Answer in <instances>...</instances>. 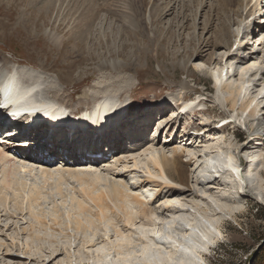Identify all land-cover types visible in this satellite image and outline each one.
<instances>
[{
    "label": "rangeland",
    "instance_id": "1",
    "mask_svg": "<svg viewBox=\"0 0 264 264\" xmlns=\"http://www.w3.org/2000/svg\"><path fill=\"white\" fill-rule=\"evenodd\" d=\"M261 1L263 10L258 12L255 4V17L244 23L230 14L229 32L220 38L216 37L220 21L215 9L218 0H94L93 28L82 40L73 31L79 21L85 22L90 7L85 0H40L39 5H30L31 0H0V57L16 64L24 73L33 74L43 97L67 106L72 112L89 109L99 99L108 97L115 105L130 106L124 124L128 117L138 114L135 112L138 108L166 99L164 112L152 115V111L149 115L152 120L144 118L149 122L147 128L134 129L139 132L134 131L137 133L131 136L132 141H125L115 154L121 158L134 146L141 147L139 151L150 146L157 150L162 147L168 153L174 147H181L180 167L170 172L173 179L170 187L186 196L175 193L176 197L162 195L155 200L157 188L153 184L161 181L143 180L141 168L131 167L130 161L126 164L128 168L118 165L121 176L117 179L127 182L133 193L148 202L147 207L160 209L159 215L167 220L169 213L163 206L179 205L184 209L170 220L169 226L163 224L166 228L163 234H158L156 242H171L170 237L178 238L182 229L191 227L196 220L205 227L195 228L199 232L197 241L202 244L201 234H206V239L216 238L205 246L202 260L195 257L187 264H264V0ZM241 13L245 17V10ZM253 24L257 33L262 31L259 39H253ZM45 31H54L62 45L59 48L54 45ZM222 43L226 50L215 47ZM251 55L254 58L246 59L243 65L237 63V57ZM210 57L220 62L215 70L208 64ZM217 70L223 72L228 83L242 85L246 90V99L243 102L237 99L233 109L230 102H223L230 99L223 85L214 87L211 73ZM181 83H185L187 90L179 88ZM53 90L59 94H50ZM249 100L254 102L251 108L255 103L260 105L261 113L247 116L248 111H241ZM183 101L191 102L184 117L187 120L172 123L169 117ZM222 119L233 123L218 130L211 128ZM122 129L128 128L121 126L115 133ZM189 129L200 135L194 138ZM125 136L122 139L129 137ZM207 143L216 148L209 155L204 149ZM192 148L204 149L205 154L194 158L191 152H185ZM227 154L234 157L238 173L247 182L223 174L222 163L215 160ZM206 159H211L214 168L202 171ZM250 160L255 168L245 171ZM213 169L222 172L220 179ZM214 177L225 182V187L213 191L212 184L202 182ZM24 179L27 188L41 189L40 199L31 206L32 214L41 218L40 223L28 212L18 213L13 204L6 210L0 207V264H60L61 261L92 264L87 252L80 248L83 242L92 241L96 247L104 245L106 251L110 244L116 243L114 228L129 235L131 246L144 241L136 227L125 224V213L113 207L109 200L104 202L105 215L101 220L99 207L90 202L87 210L78 212L70 198L74 192L68 186L63 185L61 198L53 185H44L36 173L25 175ZM164 192L163 189L161 193ZM191 193L196 198H189ZM221 193L228 194L235 203L229 204L230 210L211 215L205 207L219 206ZM75 221L82 223V229H77ZM134 222L138 226L146 220L143 215H137ZM170 225L172 228L168 229ZM107 236L109 241L104 239ZM127 243L124 242L126 246ZM69 244L74 251L71 262L63 251ZM58 249L55 260H46L48 252ZM25 254L30 257L26 258ZM107 256V262L114 264L113 254Z\"/></svg>",
    "mask_w": 264,
    "mask_h": 264
},
{
    "label": "bare ground",
    "instance_id": "2",
    "mask_svg": "<svg viewBox=\"0 0 264 264\" xmlns=\"http://www.w3.org/2000/svg\"><path fill=\"white\" fill-rule=\"evenodd\" d=\"M59 1L60 0H58V2ZM85 1L86 3H90V7H88L87 12L85 13L86 14L85 22H83L82 20L79 22L77 21L78 23L76 24V26H74V31H73L75 37L78 36V39L80 38L82 40L85 39L87 36H89V34H91L90 31L93 28V19L96 14L95 13L96 10L93 7V3H92L94 0H85ZM39 2L40 0H31L30 5H35V4L39 5L40 4ZM255 4L257 5L258 12L259 10L260 11L263 10V4L261 0H218L217 7L215 9L217 10V14H219L220 21L219 23L217 22L219 24V28H218L219 30L216 28L218 30V32H216L217 34L216 37L219 36L221 38L224 35V32L228 31V27L230 25L228 26L227 22L231 20V19L229 20L230 14L233 15L232 17L234 16L237 17L240 23H244L246 20H248V18L252 16L254 18L255 10L253 9L255 7L254 6ZM244 10L246 15L245 17L243 16L244 17L243 18L241 12H244ZM251 29L253 30V35H254L253 39H259L262 36L261 29L257 33V28L254 27V24ZM44 33L48 34L49 40L52 41L54 45H57L58 48L62 45L61 39L57 34H55L54 31L51 32L45 31ZM214 35L215 34H213L212 36ZM215 47L217 49L219 47H223V49L226 50L227 46L225 44L223 45L218 44ZM210 58L211 59L208 64L210 65V67H214L213 69L215 70L216 67L220 66V62L217 61L215 62L213 57ZM248 58L252 59L254 57L252 55L247 58L237 57V63L239 65H243L246 62V59ZM24 72L25 71L18 69L16 64L12 63L8 59L7 60L1 59L0 57V79L2 77L10 76L9 80L11 81V84H13L14 82L16 84V86H14V88L12 87V89L15 90L16 88V90L26 94L28 96V99L26 100L27 103L35 104L34 105L35 107H39L43 105L51 109H63V111L65 112L64 114H67L69 111H71L69 108H67V106L62 105L57 101H53V100L50 101L46 97H43L42 92L39 91L40 83L38 82V79H36V77L33 74L28 72L24 73ZM211 74L215 85L214 87L223 85L222 87L224 88V90H226L229 93L230 95L229 101L227 99H224L223 102L226 104H229L228 102H230L232 105V109L235 107L236 104L235 101L237 99H240V101L242 102L246 99V95H245L246 90L242 85L235 86L233 83H228L226 81V77L223 76V72L221 73V71L219 70L212 72ZM179 88L187 90L185 83H181L179 85ZM50 94L56 96L59 94V91L53 90L50 92ZM83 96L85 97L84 94ZM99 100L100 101H98V103H95L93 107L89 109L92 111H97V114L99 115V121L104 120L105 124L108 123L110 124V121L117 122L116 120L123 113H125V111L128 108L126 104L115 105L111 101V98L108 97H104ZM190 103L191 102L184 101L182 103L183 106L181 108V111L177 112L176 114L175 112H172L171 118H173L174 115L176 117H180V116L186 117V115L183 112L185 110H188L189 106L191 105ZM253 103H254L253 100H249L246 105L241 107V111L243 113H246L248 111L247 116L248 115L252 116L254 113H256L257 115L261 113L262 110H260L259 104L255 103L254 107L251 108ZM151 105L154 104H148L138 108L137 109L138 114L128 118L135 119L138 117H142L143 115L141 116L142 114L141 112H143V114L145 112V110L143 109ZM152 111H153L152 108L146 111L147 115L143 117L142 122L137 123L135 129L147 128V123L149 122L145 120L148 118L149 120H152L149 116L152 113ZM39 113L45 114V112H39ZM88 117H89V113L85 112L83 116L79 117V119L83 121L84 118H88ZM227 125H223L222 127ZM189 130H192V136L194 138L200 135L198 134L199 132H197L196 130L193 129H189ZM134 131H136L134 130V128H130V130L124 131L122 129V131L118 132V134L116 135L117 137L113 138L114 140L113 145L110 147V149L114 151L113 153L116 152L115 150L118 149L120 150V145L122 144L124 145L125 141L127 140L132 141L133 134L137 133ZM125 134H127V136L129 137H127V139H122L123 137L126 138ZM12 135L13 134H10V136ZM110 140H112V138H110ZM86 143L90 144L89 140H87ZM57 144H61V143L57 142ZM249 144H251V142ZM192 146L193 145L190 144V147ZM64 147H62L63 150L60 152L63 153V151H65L66 159L69 160L70 158L69 162L63 161L64 160L62 158L63 156L60 158L61 153L58 152L56 148L50 150V155L52 159H48L43 156H35V155L21 153L16 149H13L11 146L9 147V146L0 145V207H2L3 210H6L8 205L13 204V206L15 207L18 213L21 214L23 211H25L26 213L28 212L29 214L33 215L31 211L32 210L31 206H33L32 204L38 202L42 192L41 189L40 188L38 189L37 187L27 188V184H25L24 176L28 174L36 173V175H38L39 178L42 179V183L44 185L52 184L55 189L54 191H57L58 194L61 196V198L63 197L62 195L63 185H66L70 189H72L71 191H73L74 193L70 195L71 196L70 198L71 201L75 203L78 212L87 210V207L90 202L93 205H95L96 208L99 207V209L98 208L97 209L100 212V218L102 220V218H104L105 215L103 211L105 204L104 202L109 200L110 202H112L113 207H115L118 211L125 213V218H126L125 224L129 227H136L139 236L141 237L142 240H144L140 245L138 244V246L137 245L131 246L132 241L129 240V235L128 234L126 235L125 232H123L121 229L114 228L116 243L110 244L108 248H106V251L104 245L103 247L102 246L96 247L97 244L95 245L94 242L89 240L84 241L82 247L80 248H82L87 252V255L88 257H90L92 264H109L107 262V257H108L107 255L111 256V254H113V258L114 257L116 258L112 260L114 264H187L188 261L194 260L193 258L195 257L196 259L202 260V256H203L202 251L204 250L205 246H207V244L213 243L216 238L212 239L211 237V239L208 238L206 239L204 238L206 234H201V235L199 234L200 238H202L201 239L202 244L199 241H197L199 232H196L195 228H198L199 226L202 225L198 223L196 220L194 222V225H192L191 227L182 229L183 230L182 234L180 233L181 236L175 238L177 240L175 239L173 240L170 237L169 239L171 240L169 241L171 242H167L166 244L161 242H156V239L159 240L158 234L161 235L164 228H166L164 227L163 224L169 226L168 223L171 222L170 220L173 221L176 214L182 212L184 209H182L181 206L179 205H176V207L170 205L163 206L162 209H164L166 212L169 213L168 218H170V220H167V218H163L159 215V211H161L160 209L156 207L155 208L147 207L148 202H145L141 198V196L133 193L132 192L133 190L129 188L130 185L127 182L123 181L122 179H117L119 176H121L120 173L117 172L118 171L117 169L119 167L118 165L119 164L123 165L122 169H125L128 168L126 167V164H129L128 161H130L131 167L141 168V172L144 175L142 178L143 180L149 181L150 183H152V180L161 181L159 182L160 184H155V182L153 184L154 187L157 188L155 192L156 196L154 197L155 200L161 198L162 195L164 197H168V195H173L175 193L176 194L180 193L178 195L179 197H183V196L185 197L186 194H184L179 190H176L175 192V190L170 187V184H172V180H173L170 178V172L171 171L175 172L180 167L179 158L181 156V153L183 152L182 151L183 149H181V147H174L171 149L170 153H168L162 147L159 148V150H157L152 146H150L149 148L148 147L145 148L143 151H139L141 147L134 146V148L133 147L130 148L131 146H129V148L131 149L130 150L128 148L130 153L124 154L123 157L121 158L117 157L116 154L115 156L111 154V156H109L108 158L106 159L104 158L105 160L101 159L103 161L101 160L91 161L90 159H86V158L82 160L75 159L76 153H72L73 150L71 148L69 149L70 151H68L67 149L65 150ZM87 149L90 150L89 148ZM128 149H125L124 151L126 152ZM204 149L206 152H208L209 155V153H211L216 148L212 147V144L210 146L209 143H207ZM204 149L192 148V150L187 149L185 152L188 153L191 152L192 157L198 158L201 157L199 155L205 154V151H203ZM97 152L99 153V151ZM218 159L219 157L216 158V160L215 159L213 160H215V162L220 161V163H222L224 168V171L222 172L224 175H229V176L231 175L232 177H237L238 179L244 182L248 181V179L244 177V175L242 176V174L238 173V166L237 163L234 161L233 156L227 154L221 160ZM210 160L206 159L204 160V162H202L204 163V165H202L203 166V168L201 169L202 171L205 170L206 168L207 169L214 168ZM248 162L249 164L247 163V165L245 166L246 167L245 171L254 170L255 165L252 164L253 163L252 160ZM213 170H214L213 173L216 174V177L220 179V177H222V175H220L222 172L215 169ZM200 176L197 175V178L203 179L202 176L201 177ZM216 177H214L213 179L205 178L204 180H202V182L205 183L207 182L212 184L213 187L211 188V190L217 191L221 187L223 186L225 187V182L219 180ZM131 186H135V185H131ZM163 189L165 190V192L161 193ZM189 198L192 199L196 198V194L191 193ZM220 200H222V202L220 203L219 206L207 205L205 207L208 212H211V215H213L212 213H215V211H221L224 209L230 210L231 207L229 206V204L231 202H234L232 201L231 198H229V195L226 193H221L218 196V201L220 202ZM132 205L133 207H131ZM97 215L98 214H95V216ZM137 215H143L146 222H142L138 226L135 225L136 223L134 222V220ZM36 216L37 215L34 216L35 217L34 220L40 223L39 219L41 218H37L38 216L37 217ZM95 218H97L98 220V217ZM74 224L76 225V227H78L77 229L80 228L82 229V223L75 221ZM83 227L85 228V226ZM212 227H214V225ZM171 228L172 226L170 225L168 229ZM216 234H218L217 236L220 235L218 230L216 231ZM108 238L109 237L107 236L104 239L109 241ZM127 241L129 244L127 243L128 245L126 246L124 242ZM58 251L59 249L48 252V254L45 256L46 260L49 261L55 260L56 259L55 256L56 255L58 256V254H56L58 253ZM63 251L65 253L66 259L69 262H71V259L73 258L72 254L74 252L72 251V245L69 244L68 247L65 248ZM25 257L28 258L30 256L29 254L28 255L25 254ZM64 262L65 261H61L60 264H64Z\"/></svg>",
    "mask_w": 264,
    "mask_h": 264
}]
</instances>
